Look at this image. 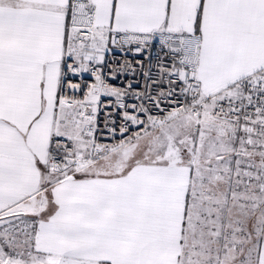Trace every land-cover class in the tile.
I'll list each match as a JSON object with an SVG mask.
<instances>
[{
  "label": "snow or ice",
  "instance_id": "obj_1",
  "mask_svg": "<svg viewBox=\"0 0 264 264\" xmlns=\"http://www.w3.org/2000/svg\"><path fill=\"white\" fill-rule=\"evenodd\" d=\"M0 264H264V0H0Z\"/></svg>",
  "mask_w": 264,
  "mask_h": 264
}]
</instances>
